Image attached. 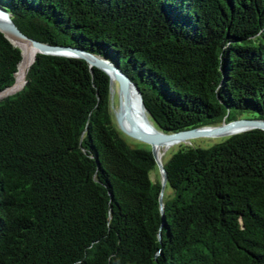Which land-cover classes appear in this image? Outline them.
I'll return each mask as SVG.
<instances>
[{"label":"trees","instance_id":"obj_1","mask_svg":"<svg viewBox=\"0 0 264 264\" xmlns=\"http://www.w3.org/2000/svg\"><path fill=\"white\" fill-rule=\"evenodd\" d=\"M0 7L28 37L118 66L160 132L264 120V0ZM20 60L0 33V92L18 89ZM26 67L0 100V264H264V132L179 145L162 219L150 147L127 144L106 74L47 55Z\"/></svg>","mask_w":264,"mask_h":264},{"label":"water","instance_id":"obj_2","mask_svg":"<svg viewBox=\"0 0 264 264\" xmlns=\"http://www.w3.org/2000/svg\"><path fill=\"white\" fill-rule=\"evenodd\" d=\"M0 33L11 43L13 47L17 48L20 51V63L22 61V52L20 47L16 43H25L35 48L36 53L30 63V66L34 63L37 55H47L80 59L88 64L91 71L92 69H98L102 71L109 79L110 101L112 110L114 108V84L117 85L118 108L117 111L114 112L116 125L120 132L125 136L130 137L131 139L139 141L150 147L151 154L155 160L161 177L159 205L162 219H164L162 199L167 183V175L163 164L158 158L157 153L159 147L164 145H187L191 140L197 138L230 137L251 131L264 132V120L256 118H240L230 122L223 121L218 126L195 128L171 134L160 132L155 129V127L148 120L142 95L137 86L118 66H116L108 59L87 52L79 47L50 45L30 38L20 31V29L13 22L11 14L6 12L1 7ZM25 83L26 77L22 87L18 91L7 93V91H9L13 87V84L12 86H9L7 89L0 92V100L21 91L24 88ZM134 98H136L137 102L136 100H134ZM138 107L139 111L142 113V122H140L136 117V111L138 110Z\"/></svg>","mask_w":264,"mask_h":264},{"label":"rangeland","instance_id":"obj_3","mask_svg":"<svg viewBox=\"0 0 264 264\" xmlns=\"http://www.w3.org/2000/svg\"><path fill=\"white\" fill-rule=\"evenodd\" d=\"M114 89H115L114 99H113L114 108L112 110L113 117H114V112L117 111V108H118L117 85L116 84H114ZM114 120H115V118H114ZM226 138L227 137L197 138V139L191 140L187 144V146H193V147H197V148L207 149V148H210L211 146H213V145H215L217 143L223 142ZM125 139H126L127 144L129 146H131V147H134V148H145V144H143V143H141L139 141L133 140L130 137H127V136H125ZM178 146L179 145H173V146H169V147L164 146V148H161V149H164L163 157L161 159V163L162 164L166 163L170 159L172 154L177 151V147ZM150 176H151V179L153 181H159L160 184H161V177H160V174H159L158 167H157V170L153 171Z\"/></svg>","mask_w":264,"mask_h":264},{"label":"bare ground","instance_id":"obj_4","mask_svg":"<svg viewBox=\"0 0 264 264\" xmlns=\"http://www.w3.org/2000/svg\"><path fill=\"white\" fill-rule=\"evenodd\" d=\"M19 47H20V49H21V52H22V54H23V56L25 57V55H26V57H27V62L25 63V65L22 67V69H21V71L19 72V76H21V81L20 80H18V82H17V87L16 88H18L17 90H12L13 89V87L9 90V91H7V93H12V92H15V91H18L21 87H22V85H23V70H24V68L27 66H30V63H31V61H32V59L34 58V56H35V53H36V51H35V48L33 47V46H31V45H28V44H25V43H16ZM25 54V55H24ZM23 60H24V58H23ZM22 60V61H23ZM21 64V63H20ZM19 64V65H20ZM26 67V68H27ZM18 68H19V66H18ZM18 72V71H17ZM22 74V75H21ZM134 100H136V98H134ZM136 102H137V100H136ZM136 117L138 118V120L140 121V122H142V113L139 111V107H138V110L136 111ZM165 146V145H164ZM164 146H161V147H159V149H158V158L160 159V161H161V159H162V157H163V152H164V149H161V148H164ZM166 147H169V146H166Z\"/></svg>","mask_w":264,"mask_h":264}]
</instances>
